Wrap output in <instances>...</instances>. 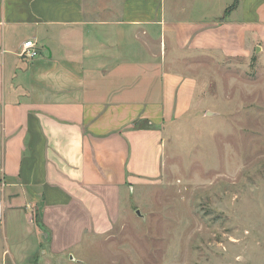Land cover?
I'll list each match as a JSON object with an SVG mask.
<instances>
[{
  "label": "crops",
  "instance_id": "obj_1",
  "mask_svg": "<svg viewBox=\"0 0 264 264\" xmlns=\"http://www.w3.org/2000/svg\"><path fill=\"white\" fill-rule=\"evenodd\" d=\"M255 53L264 0H0V264L82 262L161 176L189 59Z\"/></svg>",
  "mask_w": 264,
  "mask_h": 264
},
{
  "label": "rangeland",
  "instance_id": "obj_2",
  "mask_svg": "<svg viewBox=\"0 0 264 264\" xmlns=\"http://www.w3.org/2000/svg\"><path fill=\"white\" fill-rule=\"evenodd\" d=\"M189 61L201 86L162 126L161 176L70 264H264V57Z\"/></svg>",
  "mask_w": 264,
  "mask_h": 264
},
{
  "label": "built area",
  "instance_id": "obj_3",
  "mask_svg": "<svg viewBox=\"0 0 264 264\" xmlns=\"http://www.w3.org/2000/svg\"><path fill=\"white\" fill-rule=\"evenodd\" d=\"M39 53H40L39 45L32 39L25 42L24 47L21 51V55L28 58H34L38 56Z\"/></svg>",
  "mask_w": 264,
  "mask_h": 264
},
{
  "label": "water",
  "instance_id": "obj_4",
  "mask_svg": "<svg viewBox=\"0 0 264 264\" xmlns=\"http://www.w3.org/2000/svg\"><path fill=\"white\" fill-rule=\"evenodd\" d=\"M260 50V47H257V51H259Z\"/></svg>",
  "mask_w": 264,
  "mask_h": 264
}]
</instances>
